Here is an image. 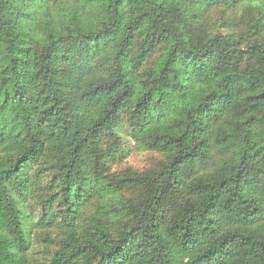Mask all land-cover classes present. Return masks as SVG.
<instances>
[{
    "label": "trees",
    "instance_id": "16d2710c",
    "mask_svg": "<svg viewBox=\"0 0 264 264\" xmlns=\"http://www.w3.org/2000/svg\"><path fill=\"white\" fill-rule=\"evenodd\" d=\"M0 264H264V0H0Z\"/></svg>",
    "mask_w": 264,
    "mask_h": 264
},
{
    "label": "rangeland",
    "instance_id": "374dc122",
    "mask_svg": "<svg viewBox=\"0 0 264 264\" xmlns=\"http://www.w3.org/2000/svg\"><path fill=\"white\" fill-rule=\"evenodd\" d=\"M125 156L120 161L113 165L114 170H123L125 168H133L137 170H145L153 167L161 158V155L157 152L140 151L134 147L132 142L127 143V147L124 149ZM31 226H28L30 230ZM30 254L34 259L41 260L45 255L43 252L44 247L36 240L31 239Z\"/></svg>",
    "mask_w": 264,
    "mask_h": 264
}]
</instances>
